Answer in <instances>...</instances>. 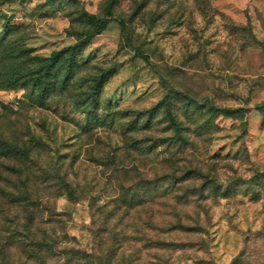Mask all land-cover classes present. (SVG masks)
I'll return each instance as SVG.
<instances>
[{
	"label": "rangeland",
	"instance_id": "rangeland-1",
	"mask_svg": "<svg viewBox=\"0 0 264 264\" xmlns=\"http://www.w3.org/2000/svg\"><path fill=\"white\" fill-rule=\"evenodd\" d=\"M88 36L39 106L26 74ZM0 138L29 151L0 167L30 178L39 241L61 215L47 264H264V0H0Z\"/></svg>",
	"mask_w": 264,
	"mask_h": 264
},
{
	"label": "trees",
	"instance_id": "trees-1",
	"mask_svg": "<svg viewBox=\"0 0 264 264\" xmlns=\"http://www.w3.org/2000/svg\"><path fill=\"white\" fill-rule=\"evenodd\" d=\"M86 15L96 25L95 35L105 30L109 23L108 20H101L95 15ZM91 40L92 36H88L73 47L55 52L51 57L45 60H37L38 63L35 64L36 67L30 70V72L26 74V77L32 83L33 92L41 96L39 106L45 105V99L51 93L70 89L71 82L75 75V69L78 66L76 58L77 53L82 52L84 47L90 43ZM145 60L149 65L153 66L155 71H158L156 66L149 62L148 57H145ZM105 76L106 73H102L101 76L95 78L92 86L88 89L86 100L79 102L80 107H85V109H87L86 112L89 117H91L92 112L94 113V119L96 120H99L98 109L100 103L98 97ZM161 108V106H158L154 111ZM224 111L230 112L228 109ZM168 114L177 139H180L182 137L180 133L181 128L172 116L171 110L168 111ZM0 153H2L0 154L1 156L3 155V157L7 159H12L14 157L29 159L28 150L10 142H6L1 138ZM3 168L4 170H2ZM23 174L21 168L10 163L5 164L2 168L0 167V242L3 243L0 247V264H12L6 252L8 253V249L19 250L21 247L23 248L21 252L27 256L28 259L35 260L39 262V264H47L51 257L55 255V252H57L55 248L57 244L67 243L65 240L63 241V239H67V236L64 235L62 238L55 236V225L61 224L63 221L60 220L61 215L47 210L48 212L46 213L49 220L46 224L52 226L51 230L54 236L48 235L42 241L37 239L36 232H34L36 229L34 228H38V221L41 219V215L40 211L37 212L33 209L36 204L27 198L32 187L30 178L28 177L25 180L20 179L19 182L14 179V176H23ZM62 184L66 189L70 187L66 183ZM68 196L73 198V192L69 191ZM21 213L25 217H23ZM26 233L33 237L31 242H29L27 236L24 235ZM71 252L78 253L73 250ZM78 258L81 257L78 256ZM86 258H88L89 262L91 257L87 255L84 259Z\"/></svg>",
	"mask_w": 264,
	"mask_h": 264
}]
</instances>
